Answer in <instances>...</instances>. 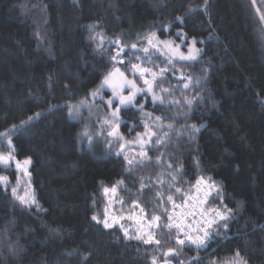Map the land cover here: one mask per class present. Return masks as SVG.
Masks as SVG:
<instances>
[{"label":"trees","instance_id":"16d2710c","mask_svg":"<svg viewBox=\"0 0 264 264\" xmlns=\"http://www.w3.org/2000/svg\"><path fill=\"white\" fill-rule=\"evenodd\" d=\"M262 16L264 1L253 0H0V133L11 130L0 145L9 139L16 160L30 158L39 205L13 196L18 173L0 165V176L8 177L0 183V264H152L153 257L172 264H237L241 257L264 264ZM153 33L186 46L195 38L201 51L195 60L170 63L143 51ZM118 48L125 50L123 64L111 59ZM132 64L166 69L153 86L163 102L138 95L119 113V136L108 146L98 134L89 144L82 139L85 123L70 108L91 101L112 68L144 89ZM148 121L155 138L145 158L130 164L116 151ZM201 177L212 188L206 207L228 219L207 225L204 247L183 233L179 245L177 230L169 235L166 227L167 197L183 201ZM114 185L121 200L116 214L137 205L147 219L161 216L165 227L154 230L159 244L103 226L104 189ZM169 249L176 251L165 256Z\"/></svg>","mask_w":264,"mask_h":264},{"label":"rangeland","instance_id":"374dc122","mask_svg":"<svg viewBox=\"0 0 264 264\" xmlns=\"http://www.w3.org/2000/svg\"><path fill=\"white\" fill-rule=\"evenodd\" d=\"M263 1L264 0H253L255 5L257 2L261 3ZM257 13L258 15H261V11H259L258 9H257ZM165 42H168V43H165ZM176 45H180V47L177 49L175 47ZM142 47L143 49L147 48L148 51L157 52L158 54H160L161 56H164L169 61H184L185 62V61H190V60H181L179 56L176 55V53L181 52L187 56L189 54V50L195 47V45H193V43H190L189 45L186 46L183 43L174 44L173 42L169 40H156V39H153L152 43L149 44V39H147V40H144ZM119 58L120 56L118 57L117 61H115V64L118 63ZM112 71H113V68H112ZM153 72H156V71H153ZM156 73H157V77H159L161 71L156 72ZM136 75L140 77V81L144 85V89H145V91H142L138 95L146 94V95H149L152 99H153L154 94L159 96V93L153 89L151 92L147 91L146 90L147 85L144 84L143 79L141 78L140 74L136 73ZM144 78H147L149 80L152 79L150 74L146 75ZM180 79L182 78L180 77ZM119 81H120V78L118 75H116L113 78V82L115 84H118ZM129 91H131L130 88L126 89L122 94L128 95ZM101 97L103 99H101ZM111 97H112V88L105 86L103 89H101V92L97 96H95L91 101L85 102L83 105L79 107V109L74 110L73 115H71L74 119H80L85 123V127L82 131V139L88 142L89 144L95 143V141L97 140L96 136L98 134H104L105 136H107V138L109 139L108 146L111 144L110 139L114 140V138H117L119 136V135L118 136L108 135V133L112 131L113 126H115L116 129H118V125H114V123L106 124L104 122L106 119L108 120L113 119L111 117V112L114 110L115 105L119 104V99H116L114 101L113 108H109L106 101ZM154 102H159V100H155ZM144 124L145 126L147 125V127H145L146 128L145 131L141 132L140 134H137L135 137H132L128 140L127 139L124 140V142L119 145V148L116 151V153L123 156L128 163H129V160L135 163L136 161L139 162L142 159H144L145 156H141V152L144 151L146 153V148L150 146L151 140L155 138L154 135H151V136L149 135V133H152L150 128L154 126V122L148 121L147 123L144 122ZM89 137H91V140H89ZM8 141L9 139H6L5 142L0 145V154L7 155L10 152L12 153V147L11 145H9ZM122 145L123 147H121ZM24 160L25 159L20 160L21 165H22L20 169H17L16 167V161H19V160H16V159L11 160L9 161V165L13 166V168L18 173V179H17L18 182H17V185L15 186V188L17 189V194L21 196L25 195L26 193H28L29 195H33L31 185H30V175H25L24 173V167H27L28 172H29L30 164L27 166H23ZM0 165H4V164L0 163ZM200 187L201 189H204L203 194L201 196H198V197L195 196L194 191L196 187H194L192 193L190 194V196L192 197L191 199H187V200L184 199L183 201L176 203L178 205H182L181 207L173 208V204L170 206L169 210L165 213L167 224L169 223V220L167 218L169 215L173 216L174 222L182 221L183 224L185 225L190 224L193 216L196 215V218H197V214L198 212H200V210H199V207H196L195 198L197 197L199 202L201 200L204 201L205 194L210 193L211 195V192H212V188L210 184L204 180H203V183L200 184ZM11 193H12V188H11ZM104 194L106 195V202H105V208H104V219L107 214L108 222L113 223L112 218L115 217V219L118 220L119 223H114L113 226L119 227L122 230L124 235H125V230H127V233H128L127 237L129 238L133 237L136 239L137 236H141L142 237L141 240H145V239H148L149 232L154 233L155 227L150 228L149 221H151V218L155 215H153L150 219H147L146 213L142 211L143 210L142 207L134 205L135 209L131 213H128V214H116L115 213L114 207L118 206L121 203V200L119 199L118 185L116 186L115 193H113L110 190L107 193H105L104 191ZM210 195L208 196V199ZM207 201L203 202L204 206H201V210H204L205 212H207L206 210L208 209L206 207ZM200 204L201 203H199L198 205L200 206ZM207 213L210 214L211 221L215 220L217 222L219 220L218 218H216L215 212H207ZM104 219L102 220V223ZM121 225L123 226V228L121 227ZM196 228L197 227L194 228L192 226L185 227L184 232L189 233V235H197V234L200 235V232L194 231V229ZM173 229L177 230L176 228H173ZM204 230L208 231V228L206 227L204 228Z\"/></svg>","mask_w":264,"mask_h":264},{"label":"snow or ice","instance_id":"6c2138e0","mask_svg":"<svg viewBox=\"0 0 264 264\" xmlns=\"http://www.w3.org/2000/svg\"><path fill=\"white\" fill-rule=\"evenodd\" d=\"M205 3H207V0H205ZM262 19H264V16L261 17ZM178 20H180L181 18L180 17H177ZM178 38H181L183 39L184 37H181L180 34L178 33L177 34ZM155 38V34H151V36L149 37V44L152 43V40ZM115 43L117 45L120 44V41L117 40L115 41ZM165 43H168V42H165ZM193 45L196 43L195 41V38H193V41H192ZM155 46V45H153ZM132 48H136V44H133L131 46ZM177 49L180 47V45H176L175 46ZM124 51L123 48H118L117 51H116V55L112 56L111 59L114 60V61H117L118 57L120 56V54ZM143 51L145 53L148 52V49L147 48H144ZM200 49H197L195 47L191 48L189 50V54L186 56L184 55L183 53L181 52H177L176 55L179 56V58L181 60H195L197 58V56L199 55L200 53ZM119 63L123 64L125 63L124 60L120 59L118 60ZM171 63V61H169ZM132 71H133V75H135L136 73H139L141 78L143 79V82L145 85H147V91L151 92L152 89H153V86H154V83L158 82L157 81V73L156 72H153L151 71V69H148V68H144V67H141L140 65L138 64H132ZM166 71V69H162L161 70V73L160 75L162 76L163 72ZM150 74L152 79L149 80L147 78H144L146 75ZM118 75L119 78H120V81L118 84H115L113 82V78ZM105 86L107 87H110L112 88V97L109 98L106 103L107 105L109 106V108H113V105H114V101L116 99H119V104L118 105H115V108L114 110L111 112V117L113 118L112 120H108L106 119L104 122L106 124H113L114 125H118L120 123V116H119V113L129 107V106H134V102L136 100V97L139 93H141L142 91H145V89H141V88H138L136 86V83L134 80H129L126 76H125V73L122 72L119 68H114V70L112 72H109L103 79V81L101 82V84L96 88V90H94L92 92V95L93 96H97L100 92H101V89H103ZM185 87H188L187 84H185ZM130 88L131 91L128 92V95H123L122 93L126 90ZM163 91H168L167 89H163ZM101 99H103L101 97ZM153 100H161V97L160 96H157V95H153ZM161 102H163L161 100ZM37 116L39 115V113L36 114ZM69 115H73V110L70 108V111H69ZM29 121L33 119V117H29L28 118ZM157 119H160V117H157ZM22 124H25L27 123L26 121H22L21 122ZM13 129L16 128L15 125L12 126ZM147 127V125L145 126ZM195 128V126H193ZM11 130H9V132H6V133H0V136H5V135H8L10 133ZM109 136H113V135H119L118 132H117V129L115 126H113L112 128V131H110L108 133ZM149 135H154V133H149ZM120 139H123V137H120ZM89 140H91V137H89ZM9 145H11V140L8 141ZM156 143H160L159 140L156 141ZM123 147V145L121 146ZM141 156H146V153L144 151L141 152ZM15 157L12 155V153L10 152L9 154L7 155H3V154H0V163L4 164L5 166H8L9 165V161L11 160H14ZM133 161L129 160V163L131 164ZM31 163V160L30 158H27L23 161V166H27ZM16 167L17 169H20L22 167L21 165V162L20 161H16ZM24 173L25 175H30V173L28 172V169L27 167H24ZM173 179H175V177H173ZM8 182V177L7 176H0V183H3V184H7ZM118 183H121V182H118ZM203 183V177L201 178H198L197 181H196V185L194 187L197 188V190L199 191V185ZM143 187V185H142ZM112 191L113 193L116 192V186L114 185L111 189H108V188H105L104 191L105 193H107L108 191ZM216 191H217V195H219V191H218V186H216ZM176 193L177 194H182L183 193V189L182 188H176ZM12 194L13 196L20 201L21 204H24V205H28V204H36V201H35V198H34V195H29L28 193H26L25 195L21 196V195H18L17 194V189L14 187L12 188ZM157 195H160V193H157ZM210 195V193H206L205 194V198H204V201H201V203L203 202H206L207 199H208V196ZM192 197L190 196V194L186 195V200L187 199H191ZM168 201L169 202H172L173 204V208H179L181 207L182 205H178L175 203L174 201V197L173 195H169L167 197ZM186 202V201H185ZM37 207H39L38 204H36ZM143 211V210H142ZM231 211V210H229ZM207 212H215L216 214V218H218L219 220L221 221H224V220H227L228 217L226 214L224 213H221L218 209H215V208H209L207 209ZM204 213L202 212L201 213V216H203ZM168 220H169V223L166 225V227L169 229V235L171 234V229L172 228H176L177 229V240H176V243L179 244V245H184L185 244V240L184 239H180L179 238V234L180 233H183L184 236L186 237L187 241L190 243V244H194L196 245L197 248H201V247H204L207 243V240L210 238L209 236V232L208 231H205L203 227H200V226H197L196 229H194V231L196 232H203V236H200V235H189V233L187 232H184V228L185 227H191V225H185L183 224V222H174L173 221V216L169 215L168 217ZM92 219L94 221H97L98 223H100L101 221H99L98 217L97 216H93ZM113 219V223H109L108 222V217H107V214L105 216V219L103 221V226L105 228H111L113 227V224L114 223H119L118 220L115 219V217L112 218ZM216 221L213 220L211 222H209L208 224V227L210 228L212 223H215ZM121 227L123 228V226L121 225ZM149 227H165V225H163L161 223V216H158V215H155L151 218V221H149ZM226 227V225H225ZM127 230H125V237L127 238ZM136 239H142L141 236H137ZM144 243H156V244H159L160 241L159 240H156L155 239V236H154V233H151L149 232L148 234V239H145L143 241ZM176 250L174 249H169V251L167 253H165L164 255L165 256H168V255H171V254H174ZM236 257H240V254L239 252L237 251L236 252ZM152 264H157V260H156V257H153L152 259ZM165 264H168V262L166 261ZM237 264H247L246 261L243 260V258H239V260L237 261Z\"/></svg>","mask_w":264,"mask_h":264},{"label":"built area","instance_id":"2783aa9c","mask_svg":"<svg viewBox=\"0 0 264 264\" xmlns=\"http://www.w3.org/2000/svg\"><path fill=\"white\" fill-rule=\"evenodd\" d=\"M203 191L204 189H201L200 185H199V191L196 190V192L198 193L197 194V197L198 196H201L203 194ZM195 198V202H197V204L201 203V200L200 202L198 201V198ZM202 204V203H201ZM199 210L200 212H198L197 214V218H196V215L193 216V218L191 219V222H190V225L192 227H197V226H200V227H203V228H206L207 225L209 224V222H211L210 220V214H208L207 212H205L204 210H201V208L199 207ZM204 213L203 216H201L200 214L201 213ZM200 213V214H199ZM200 236H203V232H200ZM208 241V240H207ZM166 261H162V262H157V264H165ZM168 262V261H167ZM168 264H172L171 262H168Z\"/></svg>","mask_w":264,"mask_h":264}]
</instances>
